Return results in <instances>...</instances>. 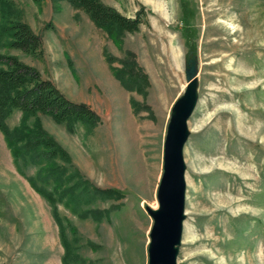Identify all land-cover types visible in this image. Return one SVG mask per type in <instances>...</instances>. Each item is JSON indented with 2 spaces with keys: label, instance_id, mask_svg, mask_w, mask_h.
Returning a JSON list of instances; mask_svg holds the SVG:
<instances>
[{
  "label": "rangeland",
  "instance_id": "1",
  "mask_svg": "<svg viewBox=\"0 0 264 264\" xmlns=\"http://www.w3.org/2000/svg\"><path fill=\"white\" fill-rule=\"evenodd\" d=\"M103 1L130 16L144 5L149 23L118 40L69 0H13L41 36L43 54L12 47L0 31L1 53L34 65L101 116L96 126L78 123L73 130L45 113L26 118L29 126L39 119L70 152L69 170L121 191L99 201L110 208L99 220L59 201L78 255L69 264H149L154 217L148 207L159 206L169 122L184 106L186 191L177 261L264 264V0ZM9 17L0 15V27ZM108 55L117 67L134 63L146 77L141 90L123 85ZM22 118L16 109L7 121L14 127ZM38 166L22 163V173L0 129V264H64L51 204L27 178Z\"/></svg>",
  "mask_w": 264,
  "mask_h": 264
},
{
  "label": "trees",
  "instance_id": "2",
  "mask_svg": "<svg viewBox=\"0 0 264 264\" xmlns=\"http://www.w3.org/2000/svg\"><path fill=\"white\" fill-rule=\"evenodd\" d=\"M69 1L74 6L83 8L95 24L106 30L114 39H118V36L125 32H136L141 29L143 23H149L144 5L130 16L103 0ZM12 3L13 0H0V15L11 16L7 23L1 25L0 31L9 34L8 43L12 47L41 56V36L27 21L20 18ZM189 15L186 6V21ZM186 41L188 43V35ZM108 61L124 86L130 90L142 89L146 77L142 73L138 74L133 62L123 60L124 65L117 67L113 65L111 55H108ZM0 63L5 64L0 65V129L4 133L14 162L22 173V163H39L36 173L28 175L27 178L51 204V212L59 226L64 246L62 260L64 264H69L70 258L75 259L78 255L75 253V245L73 246L67 237L64 218L59 211V201L73 213L82 217L93 216L99 220L104 212L110 210L98 206L99 201L115 197L121 191L94 184L84 177L79 169L69 170L67 163L73 164L70 152L42 127L39 119L29 126L26 118L37 116L40 112L45 113L73 130L78 123L94 127L99 123L101 116L88 103L68 97L51 78L43 76L39 69L18 56L0 52ZM132 103H137L134 98ZM16 109L22 112L23 118L20 124L10 127L7 119Z\"/></svg>",
  "mask_w": 264,
  "mask_h": 264
},
{
  "label": "water",
  "instance_id": "3",
  "mask_svg": "<svg viewBox=\"0 0 264 264\" xmlns=\"http://www.w3.org/2000/svg\"><path fill=\"white\" fill-rule=\"evenodd\" d=\"M189 109L178 108L170 119L165 141V168L158 188V208L148 207L154 217L150 232L149 264H180L178 244L182 238L185 208V160Z\"/></svg>",
  "mask_w": 264,
  "mask_h": 264
},
{
  "label": "bare ground",
  "instance_id": "4",
  "mask_svg": "<svg viewBox=\"0 0 264 264\" xmlns=\"http://www.w3.org/2000/svg\"><path fill=\"white\" fill-rule=\"evenodd\" d=\"M156 207H158V206H156Z\"/></svg>",
  "mask_w": 264,
  "mask_h": 264
}]
</instances>
